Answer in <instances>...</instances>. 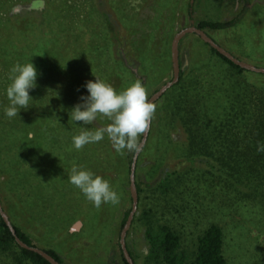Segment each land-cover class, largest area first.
<instances>
[{
	"label": "trees",
	"instance_id": "obj_1",
	"mask_svg": "<svg viewBox=\"0 0 264 264\" xmlns=\"http://www.w3.org/2000/svg\"><path fill=\"white\" fill-rule=\"evenodd\" d=\"M249 1L246 0L241 12L232 19H203L196 26L226 33L225 31L243 23L245 15L250 11ZM62 3L67 1L60 2L58 7L61 10L67 6ZM193 7L190 1L186 8L190 19H193ZM43 11L39 29L42 39L36 37L32 47L39 54V59L40 56L43 59L51 57L53 49V54L57 57L55 75L51 74L49 68L44 69L43 73L47 76L39 86L41 89L52 86L51 96H48L50 99L41 94L36 96L32 91V100L27 108L30 110L28 116L24 109L12 118L5 115L6 106L2 107L3 111L0 110L3 117V125L0 124V200L17 235L29 245H35L31 235L14 222L8 207L12 201L14 205L20 203V188L23 189V186L26 193V187L31 184L40 189L41 194H47L45 191L49 190L57 192L56 175L49 177L50 181L40 182L45 177L46 168L50 166V157H60L52 161L54 165L49 167L51 169L62 168L64 165V168L70 167L71 170L73 163L84 167L88 165L89 170H93L94 166V171H107L106 178L104 175L107 180L112 177V170L119 171L126 167L129 183L135 153L125 150L124 155L118 154L106 135L100 142L76 150L72 137L78 135L81 128L95 130L106 126L110 121L98 117L93 124L84 125L83 122H73L70 119L73 107L82 103L80 97L89 95L86 82L95 81V76L112 84L117 91L125 90L137 80L132 68L126 64L131 59L128 56L134 55L133 48L135 49L130 44V33L126 34L122 45L123 29L114 27L106 11H101L102 14L98 15L108 24L106 39L104 31L90 20L81 19V25L73 29L74 25L59 18L56 13L53 15L49 7ZM170 21L172 23L173 20ZM168 37L171 40V33ZM168 37L161 45L165 46V52L160 55V59L161 63H169V67L171 63L172 67ZM198 41L209 48L211 53L207 55L203 67L193 62L183 67L180 63V79L160 98L163 99L162 104L156 109L148 140L141 152L151 144L157 131L159 141L165 140L168 145L166 148L163 145L162 152L165 154L164 151H172L178 161L166 164L161 169L157 167L155 175L145 182L138 179L137 161L139 203L133 223L139 221L144 225V235L149 244L148 253L141 260L142 264H230V257L226 252L228 230L220 222L205 224L193 243H184L186 224L180 221L195 211L198 213L200 204L205 206L203 212L215 204L219 214L223 216L230 215L231 212L234 217V212H242L244 223L256 226L260 235L264 234V152L257 151L258 145L264 144V88L250 82L246 76L247 73H264L240 67L199 35ZM242 52L245 50L242 49ZM247 55L256 54L250 48ZM216 58L222 62H217ZM43 62L49 65V60ZM254 62L264 64V51ZM135 63L138 68L143 67V62L138 58ZM108 72L110 75L106 76ZM155 117L156 127L153 126ZM26 129L33 131V139H28ZM43 138L49 145V150H42L37 146V140ZM67 157L68 161L61 164L60 160ZM39 168L43 170L37 179L38 175L34 171ZM119 179H123L122 175ZM15 186L18 190L14 192ZM118 192L120 197L126 193L124 183L120 185ZM129 197L132 203L131 193ZM116 208L118 209V204ZM130 211L131 208L125 212L121 228ZM95 215H99L98 212L88 219L81 214L78 218H82L84 225L88 226L98 222L99 218ZM115 216L113 215L114 218ZM231 224L241 225L242 222ZM241 235L242 233H238L235 238L240 243L233 239L235 245L244 249L245 238ZM119 245L121 248L120 241ZM249 246L254 248L252 259L239 254V263L264 264V244L257 242ZM127 247L135 264H138L129 243ZM43 249L58 261L67 264L57 248ZM121 256L124 264H129L122 248ZM0 264L52 263L38 252L20 246L0 214Z\"/></svg>",
	"mask_w": 264,
	"mask_h": 264
},
{
	"label": "rangeland",
	"instance_id": "obj_2",
	"mask_svg": "<svg viewBox=\"0 0 264 264\" xmlns=\"http://www.w3.org/2000/svg\"><path fill=\"white\" fill-rule=\"evenodd\" d=\"M62 1H67V3H62L67 6L61 10L58 6ZM190 1L194 5L193 19L188 17L186 10ZM245 4L246 0H0V110L2 109L3 111L2 107H8L10 104L6 89L11 83L9 80L10 70L17 63L25 64L31 62L37 69L36 85L38 87L31 89L29 91L30 95L34 91L36 96H40V94L46 96V98L49 95L51 96L52 86L48 85L44 89L39 86L47 76L43 73L44 69L49 68L51 74L55 75L57 57L53 54L54 49L51 51V57L48 56L43 59L40 56L39 59V54L32 47V43L35 44L34 40L36 37L39 36L42 39L39 29L43 21V10L46 7L51 9L53 15L56 13L59 18L74 25L73 29L81 25L79 23L81 19L90 20L91 23H95V26H99L104 31L105 39L108 36L106 35V31L109 30L108 24L105 19L99 18L98 15L102 14L101 11H106L110 15L109 19L114 27L116 29L122 27L123 29L121 34V37H123L121 38L122 45L126 34L128 33L129 35L130 33V44L138 52L133 48L134 55L128 56L131 59L126 64L132 68L136 78L144 83L147 87L148 95L151 96L173 77V66L171 67V63L169 67V63H161L162 59H160V55L163 51L165 52V46L161 45H163L169 33L172 35L171 40L168 37V42L170 41L169 61H172V40L180 29L192 24L196 25L199 20L203 19L220 21L232 19L241 12ZM248 6L250 11L245 15L243 23L240 24L241 26L239 25L229 31H225L226 33L210 29L204 30L218 44L239 59L264 67V64L259 65L254 62L256 57L260 56L264 51V0H250ZM127 19L128 21H126ZM171 19L173 20L172 23ZM179 45V61L183 67L188 66L190 62L203 67L207 55L211 53L209 48L198 41L197 34L184 36ZM250 48L256 55H247V50ZM242 49L245 52H242ZM124 50L127 52L125 47ZM41 58L42 61L49 60V65L42 63ZM137 58L143 62V67H137L138 64L136 65L135 63ZM216 61L222 62L218 58H216ZM167 68L168 70L163 73ZM109 73L106 76L110 75ZM246 76L250 82L255 83L260 88H264V74L247 73ZM54 88L57 89V87ZM48 98L50 99V97ZM162 101L163 99H159L155 102L157 108L160 107ZM24 111L25 115L28 116L30 110L24 109ZM2 118L0 115L1 125H3V121L1 122ZM155 120L153 126L156 127V117ZM9 125L7 129H9ZM25 132L27 134L33 133L31 129ZM178 132H180L179 129ZM156 133L158 132H155L150 141L151 144L149 143L147 149L141 153L138 160L137 176L142 182L151 179L155 175L157 167L161 169L166 164L178 161L172 151H164L165 154L162 152L163 145L165 148L168 145L165 140L160 142ZM44 138L37 140L39 144L37 146L42 150H49V145H47ZM100 145L105 147L103 143ZM58 159H60L58 156L50 157L48 160L50 166L54 165L52 161ZM66 161H68L67 158L60 160L61 164ZM50 166L46 168L47 176L56 175L57 183L60 184L62 181L65 184L61 188H68L66 196L63 193L49 192V194L42 193L41 197L39 196L37 199L34 196L35 185L27 186V193L20 188L23 194L25 193L29 196L26 195L24 201L17 202L18 204L16 205L12 201V204L8 207V211H10L15 220L13 221L17 222L31 235L36 246L40 248H57L67 264H124L119 245L122 230L121 222L125 212L132 207L129 197L130 181L127 183L129 174H127L126 167L119 171L115 169L110 172L112 177L109 181L114 190L119 193L120 185L124 183L126 191L123 196L121 195L117 209L116 205L111 203L102 204L99 208L95 207L86 199L79 188L68 183L69 174L67 172L64 175L60 169L61 167L51 169L49 168ZM85 168L88 169V165ZM92 169L93 173L96 172L95 174L103 178L107 173V171L103 170L94 171V166H92ZM120 175H122L123 179H119ZM17 190L18 188L15 186L14 192ZM14 200H17L16 196H14ZM54 203L61 204V206L59 208L55 207ZM205 203L208 202L206 201ZM211 207L207 208L204 213L205 206L200 204L198 213L195 211V213L180 221V223L186 224V232L183 235L184 243L186 245L193 243L197 233L205 227V224L217 221L228 230L226 252L230 257V264H240L237 259L240 256L239 254L247 259H252L254 248L249 245L257 242L264 244V234L260 235L259 228H256V226L244 223L245 217L243 218L242 212H234V217L231 216V212L230 215L223 216L221 213L219 214V209L215 204L211 205ZM76 212H79L87 219L98 212L99 215H95L99 218L98 222L85 226L83 219H79V214ZM46 213V218L42 217ZM73 213H76L73 217L74 220L73 218L69 220ZM113 215H116L115 218ZM237 221H241L242 224H231ZM66 225L68 226L66 227ZM64 227H66L65 230ZM238 233H242L241 236L245 238V242H243L244 249L235 245L234 239ZM126 241L135 254L137 263L142 264L141 260L148 253L149 244L144 235V225L141 222H132ZM236 241L240 243L239 240Z\"/></svg>",
	"mask_w": 264,
	"mask_h": 264
},
{
	"label": "clouds",
	"instance_id": "obj_3",
	"mask_svg": "<svg viewBox=\"0 0 264 264\" xmlns=\"http://www.w3.org/2000/svg\"><path fill=\"white\" fill-rule=\"evenodd\" d=\"M37 75V69L31 62L17 63L11 68V83L6 89L10 101L5 108L7 117H15L21 109L29 107L32 100L29 91L37 86ZM85 87L89 95L80 97L82 103L73 107L70 119L91 125L99 117L110 123L95 130L81 128L79 134L72 137L74 148L82 150L88 144L100 142L106 135L118 154L124 155L125 150L138 152L140 138L149 130L157 108L156 103L149 99L147 87L137 79L125 90L117 91L112 84L96 76L95 81H87ZM33 138L34 134L29 133L28 139ZM257 151L264 152V144L258 145ZM68 179L97 208L105 203L116 205L120 202V196L110 181L83 165L73 163Z\"/></svg>",
	"mask_w": 264,
	"mask_h": 264
},
{
	"label": "water",
	"instance_id": "obj_4",
	"mask_svg": "<svg viewBox=\"0 0 264 264\" xmlns=\"http://www.w3.org/2000/svg\"><path fill=\"white\" fill-rule=\"evenodd\" d=\"M189 33H195V34L199 35L205 42L209 43L212 47H214L216 50H218L221 54H223L224 56L229 58L231 61H233L235 64L239 65L240 67L248 69V70L264 73V67H259V66H256L254 64H251L249 62H246L244 60L239 59L238 57L233 55L231 52H229L227 49H225L223 46L218 44L204 29L192 24L190 26H187V27L180 29L174 35L173 40H172V48H171V50H172L173 77L169 81H167L165 84H163L155 93H153L149 97V99L152 100L153 102H156L157 100H159L162 97V95L169 88H171L174 84H176L179 81L180 71H181V65H180V61H179V44H180L181 39ZM151 123H152V120L150 122L149 130L147 131V133L145 135L142 136L140 150L138 152H135L133 155V159H132V163H131V169H130V193L132 196V207H131V211L128 215V218H127V220H126V222H125V224L121 230V233H120L121 248H122L123 254H124V256L127 259L129 264H135L133 258L131 257V255L129 253L126 238H127L128 231L132 225L134 216L136 215V213L138 211L139 195H138V190H137V185H136V166H137V161H138L139 155H140L143 147L145 146V144L148 140V136H149V132H150V128H151ZM0 214L2 215L6 224L11 229L13 235L15 236L17 243L20 246L38 252L44 258H46L48 261H50L52 264H64V263L58 261L57 259H55L45 249L40 248V247L35 246V245H29L17 235L16 229H15L8 213L3 208L1 200H0Z\"/></svg>",
	"mask_w": 264,
	"mask_h": 264
},
{
	"label": "crops",
	"instance_id": "obj_5",
	"mask_svg": "<svg viewBox=\"0 0 264 264\" xmlns=\"http://www.w3.org/2000/svg\"><path fill=\"white\" fill-rule=\"evenodd\" d=\"M67 159H68V157H67ZM42 170L43 169H38V170H35L34 171V173L35 174H37L38 176H37V179L41 176V174H42ZM61 170L63 171V174L65 175V173L67 172L68 174H70V172H71V170H70V167H68V168H64V165L62 166V168H61ZM44 176L45 177H43L41 180H40V182L42 181V182H46V181H50V179H48L49 177H51L52 175H48L47 176V174H46V172H44ZM54 176V175H53ZM68 183H70L69 181H68ZM63 185H65L62 181H61V183L60 184H58V189H57V192L58 193H64L63 195H65L66 196V191H68V188H61V186H63ZM75 188V187H74ZM25 193H26V191L24 190V186H23V189H22ZM43 191H45V190H43ZM45 192H47V194H49V192H52V193H54V190H49V191H45ZM23 194V193H21L20 194V199H21V202L22 201H24V199L26 198V195L27 196H29L28 194ZM41 192H40V189H38L37 187H36V191H35V194H34V196H35V198H39V196L41 197ZM55 207H58L59 208V206H61V204H56V203H54L53 204ZM38 207H39V205H38ZM46 210V209H45ZM76 213H78L79 214V212H76ZM76 213H73L72 214V216L69 218V220H71L75 215H76ZM46 215H47V213L46 214H43L42 215V217H45L46 218ZM68 220V221H69ZM67 221V222H68Z\"/></svg>",
	"mask_w": 264,
	"mask_h": 264
}]
</instances>
